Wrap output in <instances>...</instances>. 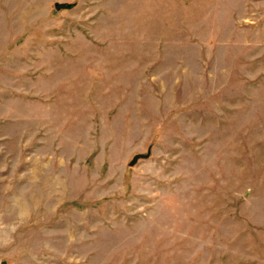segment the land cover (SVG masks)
Returning a JSON list of instances; mask_svg holds the SVG:
<instances>
[{
    "label": "rangeland",
    "instance_id": "obj_1",
    "mask_svg": "<svg viewBox=\"0 0 264 264\" xmlns=\"http://www.w3.org/2000/svg\"><path fill=\"white\" fill-rule=\"evenodd\" d=\"M0 264H264V0H0Z\"/></svg>",
    "mask_w": 264,
    "mask_h": 264
},
{
    "label": "water",
    "instance_id": "obj_2",
    "mask_svg": "<svg viewBox=\"0 0 264 264\" xmlns=\"http://www.w3.org/2000/svg\"><path fill=\"white\" fill-rule=\"evenodd\" d=\"M69 6H70V4H65V3H62V2L55 3V8H57V9L66 8V7H69ZM139 157H145V155L144 154H136V155H134V157L131 160L130 164H133Z\"/></svg>",
    "mask_w": 264,
    "mask_h": 264
}]
</instances>
